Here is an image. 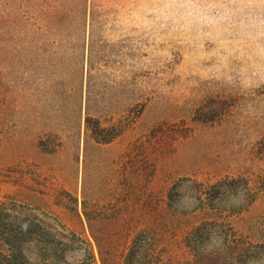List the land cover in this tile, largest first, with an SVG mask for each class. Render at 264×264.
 <instances>
[{
  "label": "rangeland",
  "instance_id": "374dc122",
  "mask_svg": "<svg viewBox=\"0 0 264 264\" xmlns=\"http://www.w3.org/2000/svg\"><path fill=\"white\" fill-rule=\"evenodd\" d=\"M39 7L0 0V211L101 264L89 223L106 241L171 187L176 214L196 208L182 179L239 177L256 194L248 207L240 186L213 213L172 220L227 223L262 245L249 264H264V0H88L85 67L65 43L35 62L17 51L10 67V23L38 21ZM83 254L65 255L76 264Z\"/></svg>",
  "mask_w": 264,
  "mask_h": 264
},
{
  "label": "trees",
  "instance_id": "16d2710c",
  "mask_svg": "<svg viewBox=\"0 0 264 264\" xmlns=\"http://www.w3.org/2000/svg\"><path fill=\"white\" fill-rule=\"evenodd\" d=\"M39 1L38 21L31 22V16L24 14L10 23L5 44L10 67H13L14 60H19L17 51L20 57L35 62L45 59L48 46L53 54L64 43L70 45H66L65 50L71 52L68 57L74 64L85 67L84 36L88 0H68L66 10L63 9V0ZM18 7L28 8L20 4ZM90 121L87 117L86 126L90 125ZM97 134V130L92 132L95 140H99ZM180 182H192L195 186V193L190 195V199L196 201L198 206L191 211L176 214L173 206L176 193L171 187L164 196V203L155 200L153 205H147L145 202L132 210V219L136 220L124 224L118 233L113 231L109 240L104 241L88 224L101 264H249L259 261L255 254L262 245L234 234L227 223L210 217L180 228L172 220L187 217L194 211L213 213L217 210L214 204L216 199H224L226 191L229 197H236L238 193L229 191H235L240 186L245 190V206L241 208L248 207L256 194L249 190L247 181L239 177H226L211 185L188 178ZM215 227L221 230L219 236L215 235ZM180 229L181 233H178ZM72 242L86 244L80 237H73ZM89 246L92 248L90 242ZM69 248L55 233L37 222L0 211V264H69L65 255L68 251L85 252L82 257L74 259L76 264H88L93 258V252L82 247Z\"/></svg>",
  "mask_w": 264,
  "mask_h": 264
}]
</instances>
